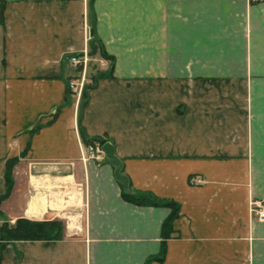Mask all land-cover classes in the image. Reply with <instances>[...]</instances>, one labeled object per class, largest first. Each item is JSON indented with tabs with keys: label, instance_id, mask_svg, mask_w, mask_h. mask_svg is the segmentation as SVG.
Returning <instances> with one entry per match:
<instances>
[{
	"label": "crops",
	"instance_id": "0c3cea01",
	"mask_svg": "<svg viewBox=\"0 0 264 264\" xmlns=\"http://www.w3.org/2000/svg\"><path fill=\"white\" fill-rule=\"evenodd\" d=\"M83 50L94 60L77 96L68 57ZM97 138L131 190L177 203L169 236L171 209L126 199ZM9 162L0 227L61 230L0 240V264H250L264 228L249 212L264 199V0H0V195Z\"/></svg>",
	"mask_w": 264,
	"mask_h": 264
},
{
	"label": "trees",
	"instance_id": "16d2710c",
	"mask_svg": "<svg viewBox=\"0 0 264 264\" xmlns=\"http://www.w3.org/2000/svg\"><path fill=\"white\" fill-rule=\"evenodd\" d=\"M98 46H95L94 50ZM99 56L105 59L112 61L109 55H107L101 47H99ZM86 87V86H85ZM86 89V88H85ZM86 95L84 94L83 98L85 99ZM100 143H103L105 139L97 138ZM14 160V159H13ZM13 160H11L13 164ZM8 162V161H7ZM11 163H7L4 179H5V192L0 195V199L4 198L11 186ZM123 195L126 199L136 204H152V205H163L169 207L170 213L167 218L163 221L161 226V236L165 238L169 236L171 230V222L177 216L178 205L173 201L168 200H159L155 196L146 193H138L136 191L132 192H123ZM61 223L55 220H30L27 218H17L14 224H9L6 221H3L0 227V240L1 241H11V240H20V239H45V238H56L60 235ZM3 244L1 243L0 247L2 248ZM163 249L161 250V256Z\"/></svg>",
	"mask_w": 264,
	"mask_h": 264
},
{
	"label": "built area",
	"instance_id": "2783aa9c",
	"mask_svg": "<svg viewBox=\"0 0 264 264\" xmlns=\"http://www.w3.org/2000/svg\"><path fill=\"white\" fill-rule=\"evenodd\" d=\"M90 58L86 50L81 53H74L68 57V62L71 66L80 68L78 71V77H73L67 82V89L75 92L77 96L80 95L86 82V66L89 63ZM249 212L254 219L263 222L264 221V199L255 198L249 202Z\"/></svg>",
	"mask_w": 264,
	"mask_h": 264
},
{
	"label": "water",
	"instance_id": "95a60500",
	"mask_svg": "<svg viewBox=\"0 0 264 264\" xmlns=\"http://www.w3.org/2000/svg\"><path fill=\"white\" fill-rule=\"evenodd\" d=\"M100 149L107 161L113 166L114 179L122 186L123 192H132L129 187V180L127 176L122 172L123 163L115 154L113 145L106 140L100 145Z\"/></svg>",
	"mask_w": 264,
	"mask_h": 264
},
{
	"label": "rangeland",
	"instance_id": "374dc122",
	"mask_svg": "<svg viewBox=\"0 0 264 264\" xmlns=\"http://www.w3.org/2000/svg\"><path fill=\"white\" fill-rule=\"evenodd\" d=\"M91 59H92L91 61L94 60L93 57ZM95 59H96V57H95ZM99 62L101 63L103 61H98V63ZM102 65H104V64H102ZM82 92H83V90H82ZM18 173L21 175V174H23V171H19ZM11 181H12V178H11ZM1 218L2 217L0 216V220H1ZM6 220H8V218H6ZM6 222L10 224V222H8V221H6ZM14 222H12L11 224H14ZM255 239H256L255 241H257V245H256L255 249L250 251V256L251 257L249 259V262H250V264H264V228L260 229V230H257ZM242 252L243 251H241V254H242Z\"/></svg>",
	"mask_w": 264,
	"mask_h": 264
}]
</instances>
